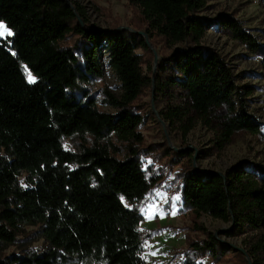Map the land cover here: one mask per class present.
I'll return each instance as SVG.
<instances>
[{"label": "trees", "instance_id": "trees-1", "mask_svg": "<svg viewBox=\"0 0 264 264\" xmlns=\"http://www.w3.org/2000/svg\"><path fill=\"white\" fill-rule=\"evenodd\" d=\"M208 1L130 0L149 36L192 45L173 56L180 78L165 79L161 64L151 65V75L144 72L138 53L148 50L143 36L91 28L77 3L0 0V22L13 32L9 41L0 40V245L15 244L26 225H40L49 244L43 253L0 258V264H150L143 257L144 217L135 205L154 183L133 149L142 141L143 118L132 108L146 89L160 95L181 87L203 118L225 107L222 150L240 131L260 134L246 111L252 88L239 86L230 64L201 43L205 26L197 13ZM224 24L241 42L257 46L238 21L228 18ZM70 35L79 39L62 46ZM103 49L124 90L121 99L106 92L116 114L101 110L90 91L104 75ZM27 71L36 82H29ZM72 137L92 143L79 152L65 150V139ZM114 137L131 144L126 159L111 153ZM182 197L197 218L206 214L262 231L264 248V169L261 175L235 169L224 178L192 168ZM189 245L182 264H201L198 259L206 255L220 260L226 251L214 234Z\"/></svg>", "mask_w": 264, "mask_h": 264}, {"label": "rangeland", "instance_id": "rangeland-1", "mask_svg": "<svg viewBox=\"0 0 264 264\" xmlns=\"http://www.w3.org/2000/svg\"><path fill=\"white\" fill-rule=\"evenodd\" d=\"M66 1L84 7L91 28L131 31L143 36L148 50L139 49L138 53L142 56L146 74L151 75V65L156 69L161 64L166 69L165 79L180 78L173 56L192 45L171 44L162 36H149L139 7L130 0ZM197 17L205 26V35L201 40L205 49L217 52L230 64L239 86L252 88L253 94L248 98L246 111L258 124L260 134L240 131L222 150L219 142L228 113L225 107L203 118L192 109L181 87H169L166 94L160 95L153 89H146L132 106L134 112L143 118L139 128L142 141L133 143V149L137 151V158L148 179L154 183L146 197L135 205L144 217L140 225L144 241L143 257L150 264H182L185 253L190 251L189 240L201 241L214 234L225 247L224 256L215 260L206 255L198 259L199 263L264 264V248L260 247L262 231L252 230L247 225L236 227L232 222L206 214L197 218L184 205L182 197L185 176L192 168L200 173L217 172L224 178L235 169H245L257 175H261V169H264V0H209ZM228 18L238 21L257 46H249L235 38L224 24ZM0 24L4 25V29H0L4 33L0 40L9 41L13 36L12 30L3 22ZM9 31L12 35H8ZM78 39L70 35L61 44L71 47ZM100 57L104 75L92 83L90 91L101 110L116 114L118 109L109 103L106 92L121 99L124 90L110 65L108 51L103 49ZM27 76L29 82L32 79L36 82L29 71ZM91 143V139L72 137L65 139L64 148L79 152L83 144ZM130 145L115 137L108 144L111 153L119 159L128 157ZM20 180L24 187L27 186L26 174ZM48 249L41 226L26 225L21 227L15 244L0 245V258L28 256ZM68 264H75V261L70 260Z\"/></svg>", "mask_w": 264, "mask_h": 264}, {"label": "snow or ice", "instance_id": "snow-or-ice-1", "mask_svg": "<svg viewBox=\"0 0 264 264\" xmlns=\"http://www.w3.org/2000/svg\"><path fill=\"white\" fill-rule=\"evenodd\" d=\"M0 29H4V25L3 24H0ZM3 32L2 31H0V36H3ZM8 35H12V33L9 31L8 32ZM30 82H35L34 81V79H32V80H30ZM157 195H160L162 198H163V196H162V194H160V193H157ZM161 215H163V213L161 212ZM153 254H155V253H153Z\"/></svg>", "mask_w": 264, "mask_h": 264}]
</instances>
